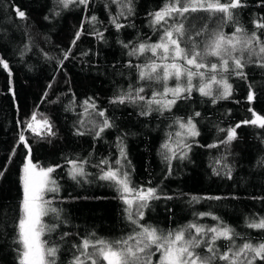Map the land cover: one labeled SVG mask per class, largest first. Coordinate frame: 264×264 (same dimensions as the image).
Returning <instances> with one entry per match:
<instances>
[{
  "label": "trees",
  "instance_id": "obj_1",
  "mask_svg": "<svg viewBox=\"0 0 264 264\" xmlns=\"http://www.w3.org/2000/svg\"><path fill=\"white\" fill-rule=\"evenodd\" d=\"M244 2L247 7L237 10L236 22L222 24L226 36H230L236 26L251 34L255 30L252 21L264 16V0ZM164 3L165 0H133V14L121 16L118 22L125 27L117 30L110 23V17L116 16L120 9L112 0H92L86 10L84 6L74 4L62 8L57 0H0V55L10 69L9 74V70L0 66V171H4L0 177V264H17L14 238L18 229L15 224L17 217L22 215L19 211L21 171L28 151L19 142L21 131L31 145V156L35 161L45 167L62 166L51 174L59 184V192H48L44 198L52 201V207L61 210L59 219L51 213L45 216L48 226L59 223L55 231L44 235L49 245L59 247L56 264H69L74 253L72 246L79 244L81 237L94 234L96 238L114 241L128 236L135 228L126 219L124 209L127 206L119 193L107 181L97 179L98 162L104 158L113 161L118 158V137L123 138L127 161L131 162L126 166L130 167L132 186L157 188L162 197L149 202L141 224L167 232L190 223L207 228L222 222L239 234L235 239L237 246L244 242L257 244L264 241V230L247 227V223L264 217V165L259 163L264 158V130L251 125L241 126L237 129L239 138L227 149L224 145L208 147L225 138L226 131L219 129L227 130L240 121L253 119L249 109L264 116V69L249 64L245 68L247 80L230 77L232 97L215 104L195 88L190 99L178 100L170 112L163 114L155 111L156 106L152 105L151 115H140L148 110L145 102L110 103L129 88L134 94L135 89L143 87L141 95L146 99L151 98L153 91H163L164 81L138 79L135 65L148 63L151 54L129 56L128 53L139 43L159 40L161 29L151 25L149 14L159 10ZM16 6L26 12L27 21H21L15 15ZM56 12L59 15H55ZM92 15L97 17L95 24H89L85 19ZM46 16L47 20L44 19ZM82 22L84 33L72 48L71 56L64 60L63 68L58 67L62 52L68 50ZM200 23L197 21V27ZM218 23L219 14L207 21L209 29H215ZM97 30L103 33V39L96 37L94 32ZM257 34L264 42V30ZM29 37L33 43L31 51L21 56L20 51ZM124 44L129 47L125 48ZM41 49L52 59L45 58ZM209 59L215 62L216 58ZM129 61L133 67L127 66ZM198 82V78L193 80L194 85ZM166 83L171 88L177 81L170 79ZM180 83L184 84L183 78ZM249 84L256 90V99L252 102L247 100ZM90 98L97 110H106V116L115 125L100 137H94L77 123L79 119L100 123V117L79 115L82 102ZM69 105L74 110H70ZM33 112L39 120L49 119L56 133L54 137L41 139L26 129ZM194 112L200 113L199 117H194L200 135L186 138L191 151L187 158L171 161L169 175L162 145L169 139V134L181 131L175 123L176 118L187 120ZM78 128L86 134L77 135ZM171 139L175 146L178 138L172 135ZM221 157H226L223 163L232 168L230 179L212 172V167H219L215 161ZM75 158L88 161L84 166L88 175L78 178L79 182L68 175L70 165L66 164V159ZM193 196L221 199L190 202ZM209 212L219 217V221L212 216L197 215ZM63 233L70 235L61 240ZM216 246L224 252L228 242L218 240ZM197 251L206 254L202 249ZM159 258L157 252L152 256V264H157ZM217 264L225 262L218 261ZM257 264L261 262L257 261Z\"/></svg>",
  "mask_w": 264,
  "mask_h": 264
},
{
  "label": "snow or ice",
  "instance_id": "obj_2",
  "mask_svg": "<svg viewBox=\"0 0 264 264\" xmlns=\"http://www.w3.org/2000/svg\"><path fill=\"white\" fill-rule=\"evenodd\" d=\"M91 2L92 0H57V3L65 9L74 4L84 6L86 10ZM112 3L116 4L120 11L116 16L110 17V23L119 30L125 27L118 22L119 18L126 14L129 16L133 14V0H112ZM244 7H247L244 0H227L225 3H221L220 0H165L159 10L149 14L151 25L154 28L159 26L161 29L159 40L155 43H139L137 46H133L128 53L129 56L151 54L148 63L135 65L138 69V79L164 81L163 91H153L151 98L146 99L144 95H141L144 92L143 87L135 89L134 94L133 90L129 88L127 92L116 95L110 100V103L145 102L148 105V110L142 111L140 115L149 116L153 111L152 105L156 106L154 110L160 114L165 111L170 112L178 100L190 99L194 88L201 96L210 98L213 104L219 100L230 99L233 94V86L229 83L230 77L247 80L248 74L245 68L249 64H255L264 69V42L257 34V31L264 30V16L252 21L255 30L251 34H248L240 26H236L230 36H226L222 31V24L229 21L235 23L237 10ZM14 12L21 21L28 20L26 12L19 6L14 8ZM197 13H207L208 15L203 17L194 15ZM217 14H219L220 23L215 29H209L207 21ZM55 15H59V12H56ZM44 19L47 20L48 17L46 16ZM85 19L89 24L98 22L95 15ZM197 21H201L199 27H197ZM83 33L84 24L82 22L68 50L62 52V59L59 61L58 67L63 68L64 60L71 56L72 48L76 46ZM94 34L98 39H103L102 32L97 30ZM32 46V39L29 37L21 49L20 55H26L31 51ZM123 46L129 47L128 44ZM40 51L45 58L52 59L42 49ZM82 55H87V53ZM210 57L216 58L215 62H212ZM0 66L9 70L10 74L9 64L2 55H0ZM127 66L133 67L130 61ZM182 78L183 85L180 83ZM197 78L199 82L194 85L193 80ZM170 79L177 81L175 87L167 86L166 82ZM255 99L256 90L249 84L247 100L252 102ZM81 108L82 112L79 113L81 117L102 118L100 123H96L92 119L77 121L94 137H100L106 129L115 126L106 116V110H97V106L91 98L83 101ZM69 109L74 110L71 109V105H69ZM249 111L253 113V119L240 121L227 130L219 129V131H226L225 138L218 144L208 145V147L224 145L227 149L233 141L239 138L237 129L241 126L251 125L264 130V116L256 114L252 109ZM199 116V112H194L187 120L176 118L175 123L181 131L169 134V139L162 145L165 150L162 155L168 164L169 175H171V161L174 159L183 160L191 151V144L185 142L186 138L200 135L194 123V117ZM26 129L41 139L56 135L49 119L44 117L37 120L35 112L31 114L26 123ZM76 134L85 135L86 132L78 128ZM172 135L178 138L175 146L171 139ZM18 139L21 144L27 147L28 151L27 162L23 165L22 199L19 206L22 215L17 217L15 224L18 229L17 236L14 238L17 264H56L59 247L54 244L49 245L48 241L42 240L41 237L45 233L55 231L59 227V223L48 226L43 223L42 217L51 213L59 219L61 210L52 207V201L45 200L44 195L48 192H59V184L51 174L62 166L55 165L37 169V165L31 159V145L28 144V139L23 131ZM117 139L118 158L114 161L110 158L101 159L96 165L99 170L97 179L107 181L119 193V198L127 206L124 209L126 219L135 225V228L128 236L114 241L96 238L94 234L81 237L80 243L72 246L74 253L69 264H152V256L157 252L160 253L157 264H217L218 261H223L225 264H257L259 261L264 264V241L257 244L244 242L237 246L235 239L239 234L227 225H223L222 222L218 226L207 228L190 223L185 227L167 232L154 226L141 224L144 209L149 207V202L162 197L158 194L157 188L132 186L130 167H127L131 162L127 161L126 146L123 144L122 137ZM12 154L14 155L15 152L13 151ZM225 159L226 157L217 159L215 165L219 167H212V172L214 175H224L230 179L232 168L223 163ZM87 163V160L79 158L66 159V164L70 165L68 175L77 182H79L78 178H86L88 174L85 172L84 166ZM259 163L264 165V158H261ZM3 175L4 171H0V177ZM165 198L172 199V197ZM200 199L219 200L221 197L193 196L190 198V202H198ZM197 215L200 217L212 216L217 221L220 219L210 212ZM61 223H66V221H61ZM247 227L264 230V217L259 218L258 221L253 220L247 223ZM69 235L70 233H63L61 240ZM218 240L228 242L226 251H219L216 246ZM198 249H202L206 254L201 255L197 251Z\"/></svg>",
  "mask_w": 264,
  "mask_h": 264
},
{
  "label": "rangeland",
  "instance_id": "obj_3",
  "mask_svg": "<svg viewBox=\"0 0 264 264\" xmlns=\"http://www.w3.org/2000/svg\"><path fill=\"white\" fill-rule=\"evenodd\" d=\"M37 120H39V119H37ZM31 159H32V162H33L35 165H37V169H38L39 167H45V166L40 165V164H39L37 161H35L32 157H31ZM26 162H27V155H26V157H25V160H24L23 165H24ZM23 165H22V171H21V182H22V177H23V175H24V173H23ZM46 194H47V193H46ZM46 194L44 195V198H45ZM130 198H131V197H130ZM42 221H43V223L45 224V216L42 217ZM41 239H42V240H45V239H44V236L41 237Z\"/></svg>",
  "mask_w": 264,
  "mask_h": 264
},
{
  "label": "water",
  "instance_id": "obj_4",
  "mask_svg": "<svg viewBox=\"0 0 264 264\" xmlns=\"http://www.w3.org/2000/svg\"><path fill=\"white\" fill-rule=\"evenodd\" d=\"M32 157V156H31Z\"/></svg>",
  "mask_w": 264,
  "mask_h": 264
}]
</instances>
